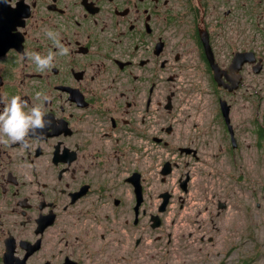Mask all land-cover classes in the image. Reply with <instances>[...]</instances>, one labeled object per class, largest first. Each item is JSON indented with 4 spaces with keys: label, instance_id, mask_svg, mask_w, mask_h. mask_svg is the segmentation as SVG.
Wrapping results in <instances>:
<instances>
[{
    "label": "flooded vegetation",
    "instance_id": "1",
    "mask_svg": "<svg viewBox=\"0 0 264 264\" xmlns=\"http://www.w3.org/2000/svg\"><path fill=\"white\" fill-rule=\"evenodd\" d=\"M223 12L228 16L230 9ZM182 16L173 0H0V98L19 95L30 109L40 103L35 93L43 92L52 98L45 118L53 121L42 138H27L26 149L0 145L1 264L6 241L14 257L26 255V264H80L69 234L87 244L93 220L110 230V220L129 210L136 224L145 203H158L149 218L158 214L164 197L166 208L170 204L178 159L188 167L199 158L200 143L213 156L239 147L219 99L241 88L242 72L253 63L242 64L236 90L215 85L217 112L197 141L187 129L191 116L181 111L184 79L193 76L190 92L198 89L197 77L213 81L210 57L227 73L236 51L217 57L219 46L203 19L186 32ZM47 29L60 33L70 54L40 73L21 54L56 52ZM185 168L175 180L187 192ZM50 228L65 238L67 252L43 250ZM99 234L103 238L104 230Z\"/></svg>",
    "mask_w": 264,
    "mask_h": 264
},
{
    "label": "rangeland",
    "instance_id": "2",
    "mask_svg": "<svg viewBox=\"0 0 264 264\" xmlns=\"http://www.w3.org/2000/svg\"><path fill=\"white\" fill-rule=\"evenodd\" d=\"M173 4L183 14L178 23L186 32L203 19L219 46L217 57L252 51L255 64L258 58L263 61L257 73L246 66L241 88L224 97L232 102L229 118L239 147L213 156L202 151L200 143L199 158L190 160L188 167L178 159L180 165L170 177L173 195L167 208L158 212L159 226L151 227L149 218L158 203H145L146 213L136 224L129 210L119 220H110V230L101 229V221H91L87 244L80 234L78 242L74 233L69 234L72 255L80 264H241L247 259V264H264V0H173ZM227 8L230 14L225 16ZM197 79L198 89L191 92L187 89L193 76L184 79L180 106L191 116L189 134L199 141L200 129L217 112V92L210 76ZM211 136L213 141L215 128ZM181 167L190 171L187 192L175 180ZM102 230L105 236L100 238ZM64 239L50 228L43 250L67 252Z\"/></svg>",
    "mask_w": 264,
    "mask_h": 264
},
{
    "label": "clouds",
    "instance_id": "3",
    "mask_svg": "<svg viewBox=\"0 0 264 264\" xmlns=\"http://www.w3.org/2000/svg\"><path fill=\"white\" fill-rule=\"evenodd\" d=\"M7 3V0H3ZM45 36L52 42L57 50H49L46 55H41L35 51L21 54V60L30 61L35 65V70L40 73L50 71L56 67L55 60L57 56H68L70 48L63 42L59 32L51 29L45 30ZM35 99L40 101L36 106L28 108V104L21 96L13 95L10 98L5 95L0 98V145L11 146L20 145L28 148L27 138L43 137L45 129L53 128V121L46 119V113L43 108L46 103L51 102V97L43 92L35 93ZM59 125L57 124L56 127Z\"/></svg>",
    "mask_w": 264,
    "mask_h": 264
},
{
    "label": "water",
    "instance_id": "4",
    "mask_svg": "<svg viewBox=\"0 0 264 264\" xmlns=\"http://www.w3.org/2000/svg\"><path fill=\"white\" fill-rule=\"evenodd\" d=\"M200 34L202 38L204 37V42L207 44V33L205 30L200 29ZM256 60V57L254 56V52H235L232 58V61L228 67L229 72H225L224 70L218 69L216 64L213 63L211 57L209 59L210 65L213 70V80L215 81V84L221 85L228 90H236L239 86L240 80H241V74L239 73V70L245 62L247 63H253L252 71L254 73H257L259 69L261 68V58H258L256 64L254 61ZM219 103L222 108L223 112V118L226 122V126L229 129L230 135H233L232 127L230 125V118H229V105L227 104L226 100L219 99ZM183 190H186L185 186H182ZM135 192L139 195L138 189L135 188ZM139 198V197H138ZM168 200L164 197V199L159 203L158 212H162L166 208ZM219 208H223L224 204L218 203ZM151 227H157L161 223V218L159 214L153 215L150 217ZM26 255L22 259H17L13 256V249L11 246V243L9 241L5 242V248L2 253V264H26L25 263Z\"/></svg>",
    "mask_w": 264,
    "mask_h": 264
},
{
    "label": "trees",
    "instance_id": "5",
    "mask_svg": "<svg viewBox=\"0 0 264 264\" xmlns=\"http://www.w3.org/2000/svg\"><path fill=\"white\" fill-rule=\"evenodd\" d=\"M247 262H248V259L247 260H243V262L241 264H247Z\"/></svg>",
    "mask_w": 264,
    "mask_h": 264
}]
</instances>
